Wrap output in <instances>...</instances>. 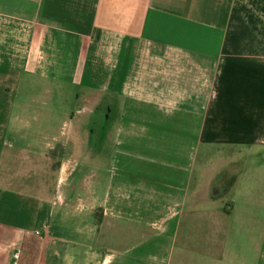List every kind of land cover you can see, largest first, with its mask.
Returning a JSON list of instances; mask_svg holds the SVG:
<instances>
[{
	"label": "crops",
	"instance_id": "crops-1",
	"mask_svg": "<svg viewBox=\"0 0 264 264\" xmlns=\"http://www.w3.org/2000/svg\"><path fill=\"white\" fill-rule=\"evenodd\" d=\"M63 86L85 118L0 125L60 194L0 216V264H264V0H0V98Z\"/></svg>",
	"mask_w": 264,
	"mask_h": 264
},
{
	"label": "rangeland",
	"instance_id": "rangeland-1",
	"mask_svg": "<svg viewBox=\"0 0 264 264\" xmlns=\"http://www.w3.org/2000/svg\"><path fill=\"white\" fill-rule=\"evenodd\" d=\"M39 91L42 90L38 87L37 89L36 87H33L31 92L34 96H32L30 99H25V102L28 101L30 103L31 114L22 113L21 109L23 105L26 104H23L22 98L13 96L0 98V125H6V122H8L7 120L31 121L32 123L50 121L56 124L63 123L65 127L66 123L68 122H77V119L86 117V102L80 97L76 98L73 96L70 87L63 86L61 89H53L50 91L52 92L50 94L48 92L39 93ZM14 96H18L17 92L14 93ZM13 103L15 104V107ZM49 109H52L53 111L55 110L58 113H51ZM37 110H41L42 113H37ZM97 142V146H95L94 157L98 166H101L104 161V156L106 155L107 147L102 137H100L99 141ZM35 149L38 150V147H35ZM7 150L14 156V160L10 163L6 160V156L4 155ZM2 151L4 153H0V190H12L15 192L17 198L15 200H8L7 204L9 206L5 205L6 203H4V201H0V216L6 218L8 213L9 217H13L12 210H14L15 216L13 218L15 220H18L20 213H23L24 217H27L26 212L33 211L28 209H31L33 204H37L39 199L41 197L44 198L46 195L52 196V202L57 201L60 194H57L56 178L52 172L56 170L59 164L58 162L55 160H46L44 155L39 154L37 151L32 153H24L22 147L19 146L10 147L8 145L1 144L0 152ZM8 163L9 168L13 167L12 169L14 170L15 175L14 178L9 177L7 174L6 168ZM247 164L249 163L239 162L237 165L243 168L242 171L244 173H246V171L255 169L254 166L251 165L252 163L246 168ZM10 165H12V167ZM206 167L208 170L213 172L220 171L221 173L222 170H226V172H228L229 162H207ZM83 170L85 173L87 172L86 167H83ZM65 192L67 196L68 189H65ZM224 198L227 199V197ZM31 199L33 200V203L30 201ZM10 209L12 210L10 211ZM56 216L57 215L55 213L52 214L51 212V218H56ZM61 216L62 215H59L57 217L60 218Z\"/></svg>",
	"mask_w": 264,
	"mask_h": 264
}]
</instances>
